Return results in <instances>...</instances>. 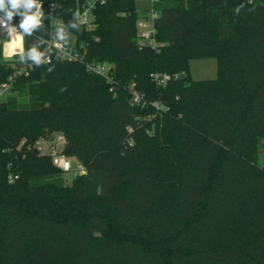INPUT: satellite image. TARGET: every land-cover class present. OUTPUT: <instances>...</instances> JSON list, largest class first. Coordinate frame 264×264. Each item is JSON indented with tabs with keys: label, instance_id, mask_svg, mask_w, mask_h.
<instances>
[{
	"label": "trees",
	"instance_id": "trees-1",
	"mask_svg": "<svg viewBox=\"0 0 264 264\" xmlns=\"http://www.w3.org/2000/svg\"><path fill=\"white\" fill-rule=\"evenodd\" d=\"M40 1L26 50L56 3L115 86L54 60L0 102V264H264V0H156L155 48L139 43L135 0L97 3L90 27L77 0ZM5 41L0 82L13 73ZM210 58L218 77L194 80L191 61ZM54 133L85 169L71 183L35 148Z\"/></svg>",
	"mask_w": 264,
	"mask_h": 264
},
{
	"label": "built area",
	"instance_id": "built-area-1",
	"mask_svg": "<svg viewBox=\"0 0 264 264\" xmlns=\"http://www.w3.org/2000/svg\"><path fill=\"white\" fill-rule=\"evenodd\" d=\"M107 1L108 0H77L76 9L74 12L76 20L83 25H87L89 27L92 26V22L94 20L93 10L96 4H103ZM155 1L156 0H153V3ZM59 7L60 6H58L56 3H52L48 7V14L50 19L47 30L42 34H35V37L40 42V44L38 46L33 45V47L29 50H26L25 48V32L22 28L19 27L18 23H14L12 21L10 22V26L16 30V32L12 35H9L7 28L0 26V33L7 38V41L4 42L3 57L7 56L5 55L6 44L8 42H11L14 38H19L20 35L23 36L22 39L20 37V47L14 51V54H19L18 60L7 62L13 69V73L9 75L5 81L0 82V102L5 101L7 97L12 93V88L17 78L21 76H28L29 72L37 65L30 57V53L33 49H35V51L41 56L40 64H49L54 60L85 63L87 72L102 77L106 81V83L109 84L110 90H114L115 76L113 73V65L107 62H87L85 60L86 56L81 50L80 46L77 44L74 36L71 35L69 28L59 17L56 16V11ZM29 11L37 16L38 23L34 26L42 27L43 16L45 13L44 2L36 0V3L31 9H29ZM158 16V12L153 9L151 11L153 26L148 25L147 22H141L142 24L140 26L139 24H137V36L139 43L142 46L146 45L152 46L154 48L159 46L156 40V30L154 27V20ZM3 19V13H0V20ZM21 57H23V60H21ZM152 78L157 84L163 85L168 80H170L171 77L167 74H152ZM130 92L132 96V103H143V95L135 89L134 84L130 85ZM155 106L158 108L159 104L155 103ZM55 136L61 138L63 143L49 144L47 141L49 139H41V141H38L35 144V148L41 155L51 156L54 165L64 173H67L72 170V164L69 158L66 157L62 152L65 139L63 136H59L58 134H56ZM77 168L80 171V174L85 173V169L81 164L78 163Z\"/></svg>",
	"mask_w": 264,
	"mask_h": 264
},
{
	"label": "rangeland",
	"instance_id": "rangeland-1",
	"mask_svg": "<svg viewBox=\"0 0 264 264\" xmlns=\"http://www.w3.org/2000/svg\"><path fill=\"white\" fill-rule=\"evenodd\" d=\"M135 8L139 14V19L137 22L139 26L143 22H147L148 25L153 26V20L151 17V11L154 9L153 0H135ZM190 72L194 80L216 79L218 77L217 59L210 58V59L193 60L190 63ZM56 134L62 136L61 133H54L50 138H48L49 140H47L49 144L63 143L61 138L55 136ZM41 139H39L38 141H41ZM69 160L72 164V170L67 173H64V178L67 183H71L72 180L76 177V175L80 174V171L77 168L78 167L77 160L75 158H69Z\"/></svg>",
	"mask_w": 264,
	"mask_h": 264
},
{
	"label": "clouds",
	"instance_id": "clouds-1",
	"mask_svg": "<svg viewBox=\"0 0 264 264\" xmlns=\"http://www.w3.org/2000/svg\"><path fill=\"white\" fill-rule=\"evenodd\" d=\"M35 3L36 0H0V13H3L4 15V19L0 20V26L7 28L9 35H12L16 32V30L10 26V22L12 21L17 10L21 6L25 7L26 9H31ZM243 7V4L238 5L235 9V12L239 14ZM21 15L23 16V20L21 21L19 27L22 28L25 33H29L31 27L38 23L37 16L35 14L30 15L27 13H21ZM20 37L22 39L23 36L20 35ZM15 50L16 42L12 41L11 44L8 45L5 55L11 56L14 54ZM30 57L37 65L41 63V56L35 51V49L31 51ZM21 60H23V57H21ZM63 90L64 89H62V91Z\"/></svg>",
	"mask_w": 264,
	"mask_h": 264
},
{
	"label": "water",
	"instance_id": "water-1",
	"mask_svg": "<svg viewBox=\"0 0 264 264\" xmlns=\"http://www.w3.org/2000/svg\"><path fill=\"white\" fill-rule=\"evenodd\" d=\"M18 58H19V54H13V55H11V56H4V57H3V60H4L5 62H12V61H16V60H18Z\"/></svg>",
	"mask_w": 264,
	"mask_h": 264
},
{
	"label": "bare ground",
	"instance_id": "bare-ground-1",
	"mask_svg": "<svg viewBox=\"0 0 264 264\" xmlns=\"http://www.w3.org/2000/svg\"><path fill=\"white\" fill-rule=\"evenodd\" d=\"M12 41H15L16 42V50L20 47V37L19 38H14ZM11 41V42H12ZM11 42H8L7 44H6V51H7V49H8V45L9 44H11Z\"/></svg>",
	"mask_w": 264,
	"mask_h": 264
}]
</instances>
